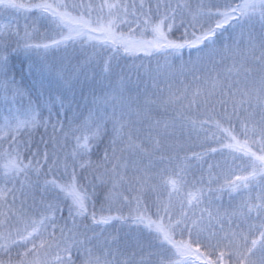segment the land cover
Instances as JSON below:
<instances>
[{
	"label": "snow or ice",
	"instance_id": "snow-or-ice-1",
	"mask_svg": "<svg viewBox=\"0 0 264 264\" xmlns=\"http://www.w3.org/2000/svg\"><path fill=\"white\" fill-rule=\"evenodd\" d=\"M0 17V264H264V0Z\"/></svg>",
	"mask_w": 264,
	"mask_h": 264
},
{
	"label": "rangeland",
	"instance_id": "rangeland-1",
	"mask_svg": "<svg viewBox=\"0 0 264 264\" xmlns=\"http://www.w3.org/2000/svg\"><path fill=\"white\" fill-rule=\"evenodd\" d=\"M15 14H11V17L10 18H14ZM2 20L3 19V22H7V20L3 17H0ZM30 23V21H25L23 17H20L19 19V26H20V30H21V33H23V27H24V24L25 23ZM188 56L187 54H185V59H187ZM25 63L27 62V59L26 57L23 55V54H20V55H14L13 56V63L16 65V68L17 70L19 71L22 67H21V62L22 61ZM32 79V77H29V76H26V82H30ZM28 80V81H27ZM41 136H38L37 139L35 140L36 142H38L40 140ZM225 202H227V197H225Z\"/></svg>",
	"mask_w": 264,
	"mask_h": 264
},
{
	"label": "trees",
	"instance_id": "trees-1",
	"mask_svg": "<svg viewBox=\"0 0 264 264\" xmlns=\"http://www.w3.org/2000/svg\"><path fill=\"white\" fill-rule=\"evenodd\" d=\"M0 19H1V18H0ZM0 22H3V19L0 20ZM186 54H187V53H186ZM21 61H22V60H21ZM123 63H130V61H122V64H123ZM26 64H27V62L24 63V62L22 61V62H21V67H22V66H26ZM25 75L27 76L26 73H25ZM29 77H30V76H29ZM133 78H135V77H133ZM187 80L190 81V80H191V77L189 76V77L187 78ZM27 81H28V80H27ZM45 116H47V113H46V112H45ZM51 131H52L51 128H49V129H48V132L51 133ZM43 134H44V129L41 128V129H39L38 132L35 134L34 139L36 140L38 136H41V135H43Z\"/></svg>",
	"mask_w": 264,
	"mask_h": 264
}]
</instances>
